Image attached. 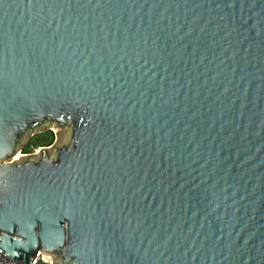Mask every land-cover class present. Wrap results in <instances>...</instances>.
I'll use <instances>...</instances> for the list:
<instances>
[{
	"label": "water",
	"instance_id": "water-1",
	"mask_svg": "<svg viewBox=\"0 0 264 264\" xmlns=\"http://www.w3.org/2000/svg\"><path fill=\"white\" fill-rule=\"evenodd\" d=\"M0 233L23 264H264V0H0Z\"/></svg>",
	"mask_w": 264,
	"mask_h": 264
},
{
	"label": "trees",
	"instance_id": "trees-1",
	"mask_svg": "<svg viewBox=\"0 0 264 264\" xmlns=\"http://www.w3.org/2000/svg\"><path fill=\"white\" fill-rule=\"evenodd\" d=\"M54 138L55 132L51 128L36 132L22 146V152H30L38 146L49 145L53 142ZM38 264L48 263L41 261Z\"/></svg>",
	"mask_w": 264,
	"mask_h": 264
},
{
	"label": "built area",
	"instance_id": "built-area-1",
	"mask_svg": "<svg viewBox=\"0 0 264 264\" xmlns=\"http://www.w3.org/2000/svg\"><path fill=\"white\" fill-rule=\"evenodd\" d=\"M40 146L34 148L30 152H24V154L27 153H36L39 150ZM1 234V233H0ZM41 262V251H38L35 256L31 259L28 264H38ZM48 264H51L47 261H43ZM0 264H23V259H14L12 256H10L8 253H6L3 249L0 248Z\"/></svg>",
	"mask_w": 264,
	"mask_h": 264
},
{
	"label": "rangeland",
	"instance_id": "rangeland-1",
	"mask_svg": "<svg viewBox=\"0 0 264 264\" xmlns=\"http://www.w3.org/2000/svg\"><path fill=\"white\" fill-rule=\"evenodd\" d=\"M50 127H52V126H50ZM53 128V127H52ZM54 129V128H53ZM38 152V151H37ZM21 154H24V152H22V149L21 150H18L14 155H13V157H17V158H19V156L21 155Z\"/></svg>",
	"mask_w": 264,
	"mask_h": 264
}]
</instances>
